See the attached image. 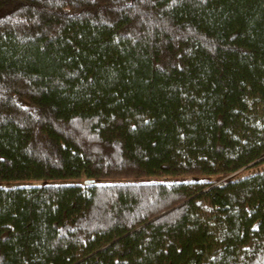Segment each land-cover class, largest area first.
Returning a JSON list of instances; mask_svg holds the SVG:
<instances>
[{
  "label": "trees",
  "instance_id": "16d2710c",
  "mask_svg": "<svg viewBox=\"0 0 264 264\" xmlns=\"http://www.w3.org/2000/svg\"><path fill=\"white\" fill-rule=\"evenodd\" d=\"M0 264H264V0H0Z\"/></svg>",
  "mask_w": 264,
  "mask_h": 264
},
{
  "label": "rangeland",
  "instance_id": "374dc122",
  "mask_svg": "<svg viewBox=\"0 0 264 264\" xmlns=\"http://www.w3.org/2000/svg\"><path fill=\"white\" fill-rule=\"evenodd\" d=\"M241 174H244V173H241Z\"/></svg>",
  "mask_w": 264,
  "mask_h": 264
}]
</instances>
